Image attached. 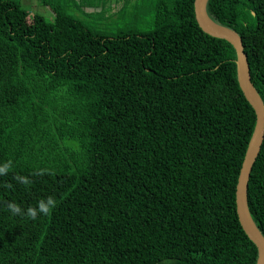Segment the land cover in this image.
<instances>
[{
    "label": "trees",
    "instance_id": "obj_1",
    "mask_svg": "<svg viewBox=\"0 0 264 264\" xmlns=\"http://www.w3.org/2000/svg\"><path fill=\"white\" fill-rule=\"evenodd\" d=\"M105 2L0 0V264H256L235 209L255 112L234 47L194 0H112L117 19H90ZM205 10L241 37L264 105V0ZM48 196L36 220L6 207ZM247 205L264 236V136Z\"/></svg>",
    "mask_w": 264,
    "mask_h": 264
},
{
    "label": "water",
    "instance_id": "obj_2",
    "mask_svg": "<svg viewBox=\"0 0 264 264\" xmlns=\"http://www.w3.org/2000/svg\"><path fill=\"white\" fill-rule=\"evenodd\" d=\"M207 0H194V13L198 25L205 32L227 40L236 52V72L239 87L255 112V124L247 143L235 186V209L242 229L254 242L258 252L256 264H264V236L261 234L248 210L247 184L252 164L258 155L264 136V105L254 89L249 74V65L241 37L231 28L215 23L205 10Z\"/></svg>",
    "mask_w": 264,
    "mask_h": 264
},
{
    "label": "clouds",
    "instance_id": "obj_3",
    "mask_svg": "<svg viewBox=\"0 0 264 264\" xmlns=\"http://www.w3.org/2000/svg\"><path fill=\"white\" fill-rule=\"evenodd\" d=\"M12 167L13 162L10 159L0 163V176L7 175ZM45 174L51 175L52 173L48 169H38L32 173L34 176H43ZM13 178L17 182L26 186L32 183L31 179L27 176L14 175ZM7 187L11 188L12 185L9 184ZM56 204V199L53 196H48L46 198L40 199L35 206H28L26 209H23L15 202H8L6 207L7 210L14 216H23L31 220H36L40 215H50L53 209L56 207Z\"/></svg>",
    "mask_w": 264,
    "mask_h": 264
},
{
    "label": "rangeland",
    "instance_id": "obj_4",
    "mask_svg": "<svg viewBox=\"0 0 264 264\" xmlns=\"http://www.w3.org/2000/svg\"><path fill=\"white\" fill-rule=\"evenodd\" d=\"M109 2H112V0H108V3L105 2V4H104V8H103V9H101L100 7L96 8V9H93V8H92V9L94 10V13L90 16V19H117L118 16H113L112 18H110L109 15H108V13H105V11L108 10L106 7H108ZM101 3H102V2H101ZM130 5L133 6V1H131ZM33 6H34V4H33ZM99 6H100V5H99ZM120 15H121V14H120ZM80 17H81V18H85V17L82 16L81 14H80ZM107 29L109 30V32H111V31H112V32L116 31V28H115L114 25H113V26H109Z\"/></svg>",
    "mask_w": 264,
    "mask_h": 264
}]
</instances>
